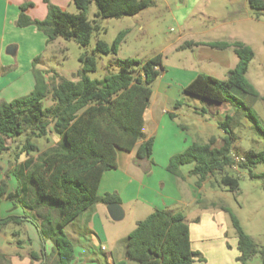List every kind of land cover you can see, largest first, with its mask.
<instances>
[{
    "label": "trees",
    "instance_id": "16d2710c",
    "mask_svg": "<svg viewBox=\"0 0 264 264\" xmlns=\"http://www.w3.org/2000/svg\"><path fill=\"white\" fill-rule=\"evenodd\" d=\"M44 1L48 7L44 19L30 17L26 11L32 3L26 2L21 6L18 26L35 25L47 36V44L60 37L74 40L81 46H87L93 33L100 29V25L88 18L93 2L98 8L96 16L104 18L136 15L153 4V0H72L79 10L72 14L50 0ZM249 3L256 10H264V0H249ZM124 35L125 32H121L112 45L99 40L95 52L117 53ZM198 44L187 41L180 47ZM208 45L219 49L233 46L239 60L225 80L198 73L183 89L185 93L215 103L229 102L236 107V112L246 105L233 94V89L264 99L247 78L249 65L255 57L250 46L242 42H210ZM79 59L82 63L78 71L80 78L73 81L57 74L52 78L47 76L37 67L40 61L37 56L33 60V90L28 95L0 102V158L10 149L9 140L19 150L16 160L21 153L32 155L12 169L18 182L14 192H8L6 180L0 183V205L2 199L7 198L14 208H23L21 216L0 215V231L9 225L20 228L30 221L43 244L42 256L31 251V258L41 260L40 264H50L51 258V264H72L75 246L66 234L65 226L96 204L121 203L114 194H97L103 173L117 168L119 151L136 150L137 160L150 159L153 153L154 137L146 138L144 134V115L153 94L151 86L164 70L162 55L157 54L146 61L126 59L122 61L119 73L108 74L102 79L88 76L89 72L97 70L95 55H82ZM49 96L52 104L45 106L44 100ZM246 115L264 139V128L253 110L249 109ZM170 116L174 118V115ZM234 117L227 114L218 122L224 132L220 147L215 145L213 137L205 143L196 141L173 155L167 170L182 179L185 176L181 167L194 164L189 174L198 177L196 185L199 188L205 180L220 174L221 185L234 193L239 192L240 185L239 178L232 175L231 170L243 167L249 170L250 177L264 178V172L253 171L259 164L264 167V148L249 150L244 162L235 161L232 151L236 138L231 126ZM51 131L59 139L41 151L33 139L48 136ZM23 134L26 141L21 144L16 137ZM219 208L229 214L235 228L240 251L237 261L248 264L259 254L264 262V247L244 232L228 206L220 205ZM45 209L47 211L43 213ZM16 233L19 234V230ZM47 241L53 243L51 254L46 252ZM18 242L21 247L22 240ZM3 258L0 253V264H3ZM128 260L139 264H196L205 261V257L192 248L190 227L182 211L155 209L136 223L127 236L125 259L115 261V264H128Z\"/></svg>",
    "mask_w": 264,
    "mask_h": 264
},
{
    "label": "rangeland",
    "instance_id": "374dc122",
    "mask_svg": "<svg viewBox=\"0 0 264 264\" xmlns=\"http://www.w3.org/2000/svg\"><path fill=\"white\" fill-rule=\"evenodd\" d=\"M68 12L77 14L79 10L72 3ZM97 12V5L93 2L88 11V18L92 23L100 25V29L93 33L87 46L59 37L48 44L47 49L42 52V61L38 63L39 69L47 76L50 74V78L53 74H57L77 81L80 78L78 71L82 68L80 56L95 55L97 70L89 72L88 76L91 79H102L108 74L119 73L121 63L126 59L146 61L161 54L164 70L151 86L152 107L158 119L165 108L173 107L165 96L166 88H173L175 92H179L176 99L180 101V106L172 108L178 113L175 120L177 124L189 125L190 131L194 133L197 132L200 121L204 119L215 124L216 127L210 129V133L219 139L223 138L224 132L218 127V122L224 120L226 114L233 112L235 119L231 126L236 138L233 155L243 157L251 149L264 148L263 137L254 122L246 115L247 111L252 109L264 128V99L253 98L238 89H233V94L241 98L246 105V108L242 106L236 112V107L229 102L215 103L181 90L189 84L190 78L198 73H206L225 80L236 66L239 58L233 46L219 49L211 47L208 43L242 42L255 52V57L249 65L247 78L264 97V10L252 8L249 0H153L151 7L136 15L104 18L97 17ZM121 32H125V35L117 53L95 52L99 40L112 45ZM187 41L199 44L181 48L180 46ZM28 94L25 90H21L17 97ZM50 103L52 100L49 96L44 100V104L48 106ZM16 138L17 141H21V144L26 141L25 134ZM57 141L53 131L48 136L33 139L41 151L53 146ZM10 143L13 145L12 141ZM120 152L125 157L129 156V152ZM8 157L7 155L5 158ZM12 158L16 160V153H12ZM262 169H264L263 165L259 164L253 171L258 174ZM231 174L239 178L238 193L221 185V175L215 174L211 177V188L199 192L201 201L181 209L189 219L188 223L192 227L198 226L200 230L194 245L205 255V264H237L232 243L235 239L237 241L236 231L231 217L219 208L220 205L228 206L238 218L244 232L250 235L260 247H264V178L250 177L249 170L243 167L231 170ZM180 184L183 187L188 186L184 180ZM192 199V194L188 193L187 201L190 203ZM130 207L128 206L127 216L123 220L106 223L109 226L116 224L122 238L118 246L124 248V251L127 232L134 229L135 221L139 217H143V213H138L137 209ZM21 209L23 210L22 207ZM91 210L90 208L85 214H89ZM46 211V209L43 210V213ZM218 212L221 215L220 219L217 216ZM204 213L210 215L216 213L214 220L210 219L212 225L207 221L203 224L201 218ZM81 226L84 227L82 223ZM20 227L25 228L24 225ZM14 228V225H9L3 229V233L9 241L18 245L19 240L26 238L17 234ZM226 243L229 246H226ZM222 245L228 251L223 259L219 260L218 248ZM97 253L101 254L99 244ZM93 258L95 260L96 256ZM52 262L53 258L50 264ZM128 262L139 264L134 260H128ZM248 264H264V262L258 254L249 260Z\"/></svg>",
    "mask_w": 264,
    "mask_h": 264
},
{
    "label": "crops",
    "instance_id": "0c3cea01",
    "mask_svg": "<svg viewBox=\"0 0 264 264\" xmlns=\"http://www.w3.org/2000/svg\"><path fill=\"white\" fill-rule=\"evenodd\" d=\"M50 1L67 11L72 6V0ZM26 2L32 3L26 11L30 17L39 20L46 17L48 7L44 0H0V102L17 98L21 90H25L28 93L33 90L35 87L33 60L40 56V61H42V52L48 47L47 36L35 25L20 27L17 24L21 6ZM37 67L39 68L38 65ZM195 77L196 75L191 77L189 83ZM166 89L165 96L169 103L173 107L180 106L179 100L176 99L179 92H175L173 88ZM183 89L181 88L182 91ZM173 107L171 109L165 108L158 119L152 107L151 97L144 115V134L146 138L154 137L151 158L137 160L136 150L129 152L127 157L123 156L119 151L117 154V168L108 170L102 175L97 194L100 196H105L106 194L118 196L121 201L119 204L123 209V217L119 220H114L108 211L107 205L99 203L91 208L92 210L89 214H85V211L73 222L65 226V232L75 246V258L72 264H115V261L125 259L124 248H119L118 246L122 239L119 229L116 228V224H110L111 226H109L106 223L108 221L114 223L123 220L127 216L128 206L137 209L138 213H143V217H139L135 221L136 224L155 209L181 211L186 206L197 204L200 199L199 192L211 188V178L205 180L200 188L196 185L198 177L189 174L194 164L181 167L185 176L182 179L167 170V165L173 155L183 152L196 141L205 143L210 138H215L210 133V129L216 127L215 124H211L204 119L200 121L197 132L194 133L190 131L189 125L177 124L175 120L178 113L172 109ZM171 114L174 115L175 119L170 116ZM229 114H233V112ZM56 137L59 139L58 136ZM10 141H8L10 149L6 152V155L4 154L5 156L3 155L0 158V183L6 180L8 182V192H14L18 187V182L12 174V169L16 163H22L32 155L21 153L18 159L14 160L12 153L17 155L19 150H16L17 148L13 147ZM17 144L18 142L15 143V145ZM222 144V138L216 139L215 145L217 147ZM7 155L9 157L6 159ZM262 172H264V169L261 170ZM183 180L188 186L183 187L180 184ZM188 193H191L193 198L190 203L187 201ZM0 215L1 217L9 215L21 216L23 215V210L21 207L14 208L13 203L9 199L3 198L0 205ZM215 216L216 213L214 215L204 213L203 218H201L203 224L204 221H207V223L209 222L212 225L210 219L214 220ZM217 216L220 219L221 215L219 212ZM186 220L187 222L189 220L187 216ZM81 223L84 227L81 226ZM23 225L25 228L14 229L15 232L19 230V235H23L26 238V241L22 240L21 247L9 241L4 236L3 230L0 231V253L4 256L3 264H40L41 260L31 258V251L42 256L43 244L38 231L30 221L25 222ZM189 227L192 248L200 251L194 245V241L199 237L200 230L198 226L192 227L189 224ZM131 231L127 232L126 237ZM232 243L235 248L234 257L236 260L240 255L238 242L235 239ZM98 244L100 245L101 254L97 253ZM226 244V246H229L228 243ZM52 249L53 243L47 241L46 252L50 254ZM227 251L228 249L226 250L224 245L220 246L218 248L219 254H217L218 259H223ZM95 256L96 259L94 260L93 257ZM236 262L237 264L239 263L237 260ZM205 263L206 261L197 262L196 264Z\"/></svg>",
    "mask_w": 264,
    "mask_h": 264
},
{
    "label": "water",
    "instance_id": "95a60500",
    "mask_svg": "<svg viewBox=\"0 0 264 264\" xmlns=\"http://www.w3.org/2000/svg\"><path fill=\"white\" fill-rule=\"evenodd\" d=\"M12 49V47H10ZM108 211L114 220H119L123 217V209L118 202H112L107 205Z\"/></svg>",
    "mask_w": 264,
    "mask_h": 264
},
{
    "label": "built area",
    "instance_id": "2783aa9c",
    "mask_svg": "<svg viewBox=\"0 0 264 264\" xmlns=\"http://www.w3.org/2000/svg\"><path fill=\"white\" fill-rule=\"evenodd\" d=\"M235 161L237 163L244 162V161H246V157L245 156H243V157L235 156Z\"/></svg>",
    "mask_w": 264,
    "mask_h": 264
}]
</instances>
